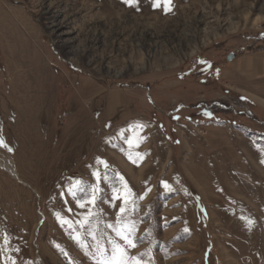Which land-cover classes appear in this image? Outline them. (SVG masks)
Here are the masks:
<instances>
[{"label": "rangeland", "instance_id": "374dc122", "mask_svg": "<svg viewBox=\"0 0 264 264\" xmlns=\"http://www.w3.org/2000/svg\"><path fill=\"white\" fill-rule=\"evenodd\" d=\"M242 56L264 0H0V264H264Z\"/></svg>", "mask_w": 264, "mask_h": 264}, {"label": "snow or ice", "instance_id": "6c2138e0", "mask_svg": "<svg viewBox=\"0 0 264 264\" xmlns=\"http://www.w3.org/2000/svg\"><path fill=\"white\" fill-rule=\"evenodd\" d=\"M125 2L128 3L129 0H125ZM0 143H3V142L0 141ZM83 206L84 205L82 204L81 207H83ZM120 211L124 212L125 209L123 207H121ZM124 239L127 241L128 247H135V244L131 240H128L127 236H125ZM117 250L121 251V253H122L120 259H116V251ZM124 252H126V249H118V246L114 247L112 255L110 257L106 258L103 261V264H130L129 259L124 258V256H123ZM131 260L134 261V264H141V261L137 258H131Z\"/></svg>", "mask_w": 264, "mask_h": 264}, {"label": "crops", "instance_id": "0c3cea01", "mask_svg": "<svg viewBox=\"0 0 264 264\" xmlns=\"http://www.w3.org/2000/svg\"><path fill=\"white\" fill-rule=\"evenodd\" d=\"M262 60L264 64V58L260 56H242L236 61L237 68L236 71L242 74L251 73L255 67H258L260 63L258 61ZM261 63V64H262Z\"/></svg>", "mask_w": 264, "mask_h": 264}, {"label": "built area", "instance_id": "2783aa9c", "mask_svg": "<svg viewBox=\"0 0 264 264\" xmlns=\"http://www.w3.org/2000/svg\"><path fill=\"white\" fill-rule=\"evenodd\" d=\"M0 167L4 169L6 172H8L11 176L16 178L17 174L15 175V166L9 158L5 157V155L1 156L0 158Z\"/></svg>", "mask_w": 264, "mask_h": 264}, {"label": "water", "instance_id": "95a60500", "mask_svg": "<svg viewBox=\"0 0 264 264\" xmlns=\"http://www.w3.org/2000/svg\"><path fill=\"white\" fill-rule=\"evenodd\" d=\"M234 56V53L233 52H230L228 55H227V60H231Z\"/></svg>", "mask_w": 264, "mask_h": 264}, {"label": "bare ground", "instance_id": "6f19581e", "mask_svg": "<svg viewBox=\"0 0 264 264\" xmlns=\"http://www.w3.org/2000/svg\"><path fill=\"white\" fill-rule=\"evenodd\" d=\"M15 175H16V171H15Z\"/></svg>", "mask_w": 264, "mask_h": 264}]
</instances>
